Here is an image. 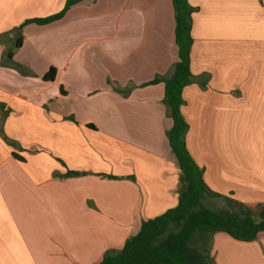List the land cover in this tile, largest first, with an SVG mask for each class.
Instances as JSON below:
<instances>
[{"label": "crops", "instance_id": "obj_1", "mask_svg": "<svg viewBox=\"0 0 264 264\" xmlns=\"http://www.w3.org/2000/svg\"><path fill=\"white\" fill-rule=\"evenodd\" d=\"M65 1L0 0V264H100L179 203L165 86L150 84L179 61L173 0H84L20 28ZM188 1L186 145L213 192L254 209L264 205V0ZM255 240L216 233L215 264H264V232Z\"/></svg>", "mask_w": 264, "mask_h": 264}, {"label": "trees", "instance_id": "obj_2", "mask_svg": "<svg viewBox=\"0 0 264 264\" xmlns=\"http://www.w3.org/2000/svg\"><path fill=\"white\" fill-rule=\"evenodd\" d=\"M84 0H66L57 14L27 20V24L47 25L61 20L68 10ZM175 8V39L179 61L168 77H158L150 84L164 83V103L173 120L168 133L171 150L181 171L179 203L160 216L145 219L138 233L131 236L116 253H107L100 264H215L212 242L216 233L231 235L239 241H254L264 232V205L250 208L233 198L213 192L203 179V171L186 145L188 124L182 113L183 91L196 77L191 72L192 15L195 11L188 0H173ZM22 44L20 37L15 48ZM13 50L5 53L3 64L14 65ZM56 70L51 68L44 80L53 81ZM15 158H20L14 154ZM69 171L67 176H80ZM110 178H117L109 176ZM224 200L228 210H215L207 202Z\"/></svg>", "mask_w": 264, "mask_h": 264}, {"label": "rangeland", "instance_id": "obj_3", "mask_svg": "<svg viewBox=\"0 0 264 264\" xmlns=\"http://www.w3.org/2000/svg\"><path fill=\"white\" fill-rule=\"evenodd\" d=\"M206 206L215 210H228V203L224 200H216L213 202H207ZM256 241V240H255Z\"/></svg>", "mask_w": 264, "mask_h": 264}, {"label": "water", "instance_id": "obj_4", "mask_svg": "<svg viewBox=\"0 0 264 264\" xmlns=\"http://www.w3.org/2000/svg\"><path fill=\"white\" fill-rule=\"evenodd\" d=\"M18 35H19V30L18 29H15L13 31V33L10 34V36L14 39V40H17L18 39Z\"/></svg>", "mask_w": 264, "mask_h": 264}]
</instances>
